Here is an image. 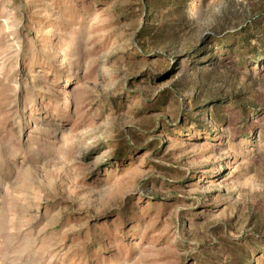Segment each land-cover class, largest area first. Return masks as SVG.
<instances>
[{
	"label": "rangeland",
	"instance_id": "obj_1",
	"mask_svg": "<svg viewBox=\"0 0 264 264\" xmlns=\"http://www.w3.org/2000/svg\"><path fill=\"white\" fill-rule=\"evenodd\" d=\"M239 31L264 0H0V264H264Z\"/></svg>",
	"mask_w": 264,
	"mask_h": 264
},
{
	"label": "trees",
	"instance_id": "obj_2",
	"mask_svg": "<svg viewBox=\"0 0 264 264\" xmlns=\"http://www.w3.org/2000/svg\"><path fill=\"white\" fill-rule=\"evenodd\" d=\"M240 32L242 31H239V35L241 37H238L237 36H234V37H230L228 35H223V36H220L218 37L219 39H216L217 40V43H219L220 45H224L223 43H225V40L229 41V42H234L235 46H244L246 49L250 50L253 55L252 56H255L254 58H259L260 56H264L263 54L264 53H259V49L256 48L255 46L254 47H250V44H249V37L247 38L246 35H241ZM226 41V42H227ZM252 48V49H250ZM223 52V51H221ZM229 53H231V51H229Z\"/></svg>",
	"mask_w": 264,
	"mask_h": 264
}]
</instances>
